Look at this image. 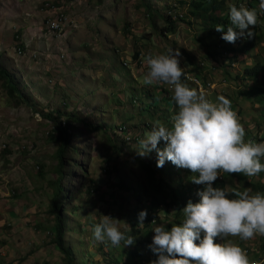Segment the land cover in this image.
<instances>
[{"label":"rangeland","instance_id":"rangeland-1","mask_svg":"<svg viewBox=\"0 0 264 264\" xmlns=\"http://www.w3.org/2000/svg\"><path fill=\"white\" fill-rule=\"evenodd\" d=\"M176 1L184 17L176 21L174 32L166 33L164 28L170 25L164 11L174 0H0V65L16 74L34 100L32 106L16 104L0 78V264H65L53 244L55 219L49 212L54 183L60 178V144L52 139L54 123L37 111H59L63 122L71 118L68 126L73 137L64 154L62 181L67 198L62 199L61 208L67 222L65 239L74 250L76 264H115L114 256L124 264L132 259L129 251L135 244L124 247L122 242L117 247L107 238L104 242L93 239V227L103 214L122 220L121 230L123 221L127 222L132 229L128 234L136 230L133 236L152 243L153 220L170 230L171 224L183 219L176 211L184 207L182 196L199 201L196 193L203 186L191 182L189 170L170 161L157 167L155 151L137 155L138 141L154 122L171 126L177 112L173 86L141 82L149 54L179 49L184 73L208 82L210 91L202 92L211 101L216 102L219 95L229 99L245 128V140L259 142L264 132V68L255 78L246 69L257 62L261 63L257 67H264V16L257 24L261 44L254 53L241 56L240 47L221 45L208 21L196 19L190 8L181 6L184 0ZM249 2L251 8H258L254 0ZM144 3L151 5L154 18ZM58 13L66 18L61 34L47 28L48 20ZM216 39L219 47L211 56L206 45ZM252 85L260 89V97L242 96ZM191 88L199 91L195 85ZM171 109H175L172 115ZM91 126L106 132H95ZM114 145L118 150L113 153ZM164 146L161 140L158 147ZM223 177L229 191L251 188L257 192L253 186L257 175L246 176L243 184L220 172L218 180ZM171 190L180 197L175 208L164 205L175 199ZM151 197L162 203L155 212ZM142 210H147V217L141 228L138 214ZM228 239L246 252L250 264H264V235ZM144 250L142 263L157 258L148 246Z\"/></svg>","mask_w":264,"mask_h":264},{"label":"clouds","instance_id":"clouds-1","mask_svg":"<svg viewBox=\"0 0 264 264\" xmlns=\"http://www.w3.org/2000/svg\"><path fill=\"white\" fill-rule=\"evenodd\" d=\"M239 2L227 1V30L224 25L215 26L216 31L223 33L221 38L235 47L242 45L235 43L237 39L254 37L251 29L264 16V0H259L258 8ZM240 50L241 56L246 54ZM145 59L148 70L141 82L148 86L157 82L173 86L172 100L177 112L171 126L160 120L154 122L138 141L137 155L145 157L155 151L157 167L170 161L177 168L189 170L191 182L203 186L196 193L199 201L187 199L186 206L180 209L182 221L171 224L170 230L165 224L152 221L154 235L148 247L157 258L150 264H250L246 252L228 237L248 240L257 233L264 235V193L251 188H234L229 193L225 188L214 187V182L220 178V172L243 173L248 177L264 174V132L257 138L259 142L254 138L245 140V128L229 99L219 95L213 102L203 92L191 88L195 84L184 75L179 49L169 48ZM230 64L229 59L227 65ZM174 111L169 110L170 115ZM122 131L125 133L126 128ZM161 140L165 142L162 149L158 147ZM146 217L147 210L138 214L139 227L144 226ZM121 224L122 220L103 214L93 227V239L104 242L107 238L117 247L122 242L124 247L133 245L136 237L128 234L132 230L130 225L123 221L121 230Z\"/></svg>","mask_w":264,"mask_h":264},{"label":"trees","instance_id":"trees-1","mask_svg":"<svg viewBox=\"0 0 264 264\" xmlns=\"http://www.w3.org/2000/svg\"><path fill=\"white\" fill-rule=\"evenodd\" d=\"M227 1L228 0H195V1H191L188 2V0H184L181 1V4L184 3V5H181L185 8L188 7V9L190 8L191 10V14L193 16L196 17V19L198 18H203L205 21H208L210 26L209 29H211V33L212 35H215L219 40V43L222 45L223 44H232L229 42H226L225 40H223L221 38V36L223 35V33L216 31L215 26L216 25H224L225 28L224 30H227V26L230 24V20H229V13H228V8H227ZM253 1V0H252ZM254 2H256V5H259V0H254ZM240 3H244L245 5L251 6V2H249V0H247L246 2H244L243 0H240ZM144 7L148 13V15H152V18H154L153 15H156V13L153 12V9L151 7L150 4L144 3ZM184 9V8H183ZM223 11H225L224 13H222ZM164 13L167 15L168 18V23H169V27L168 28H164V31L166 33L168 32H174L175 31V23H177L176 21L182 20L183 19V15L180 13V4L177 3L176 0H174V2L172 4H169L167 6V10L164 11ZM216 13H218L216 15ZM261 18H263V16H261L259 18V22L261 21ZM258 22V23H259ZM259 27H257V25L251 29V31H253L254 33V37L252 38H248L247 36L239 38L235 41L242 44L240 46V48L242 49V51L244 53H254L255 48L257 47V45H259V41H258V33H259ZM209 49V55L211 56H216L214 55V52L217 51V48L219 47L218 45V41L216 39L215 43L213 44H209L206 45ZM212 48V51H210V49ZM23 49L24 46L23 44H20V48L19 51L21 50L23 53ZM231 51H233V48H230ZM64 56V55H63ZM137 57V55L135 56ZM122 62V61H121ZM259 62L256 63L255 68L253 69H248L246 70V73H248L251 77L255 78L256 74H258L260 71L263 70L264 67H257L259 66ZM125 66H127L125 64ZM205 66L202 63L201 66H199V69H204ZM185 75V73H184ZM0 78L1 80H3V87L6 89V92L8 94V96L13 99L15 101L16 104L18 105H26V106H32L33 105V98L29 95L26 94L25 92V88L22 85V82L20 80H18L17 76L15 73L10 72V70H8V68H5L3 66L0 65ZM182 79H184V77H182ZM253 86V85H252ZM95 92V91H94ZM260 89L257 87H249L247 90L241 92L242 96H246V97H260ZM52 110V111H51ZM49 110L46 114L45 113H41L40 111H37L39 114H41L43 117H45L46 119H48L49 121H52L54 123V131L56 132L55 136H52L53 141L57 142L60 144L59 150H58V157H59V164L60 167L58 169L60 178L54 183L55 184V192H54V197L51 201V206H50V214L54 216L55 219V224L51 227V232L54 233V239H53V244L55 246V248L57 250L60 251V253L63 255V259L65 264H76L75 261V254H74V250L71 246L68 245V243L66 242L65 239V235H66V225L67 222L64 221V219L62 218V209L61 208V201L62 199H66V193H65V188L62 185V181H63V167H64V154L66 152V149L68 147V145L71 143L72 140V132L69 129L68 126V119L64 120L63 122V117L64 114L60 113L59 111L57 112H53V109ZM58 119V122H56ZM80 121L79 119H74V122H78ZM68 126V127H67ZM92 129L95 130V132H106V130H104V128H100L99 126H95L92 127ZM113 153L114 151L118 150L117 146L114 145L113 146ZM261 163L264 164V158H261ZM264 172V171H262ZM228 176H231L232 180H237L240 184H243L246 176L243 173L240 174H230L227 173ZM264 177V174L259 175V173L257 174V178H256V183L253 184V186L255 188H257V191L264 193V183L262 182V180H259L261 177ZM253 178V177H250ZM170 179L173 183H176V179L174 178V175L170 176ZM231 180V181H232ZM163 181V180H162ZM232 182L235 185V183ZM181 186V183H180ZM179 186V187H180ZM218 186L221 188H225L226 190H228V185H227V181L224 178V180H217L216 182H214V187ZM179 187H175L173 186L174 189H179ZM157 191H161L160 189H157ZM173 190H171L169 193L173 194V197L175 199H172L171 202H165L164 205L169 204L171 208H175L174 206H176V199H180L179 196L176 195V192H172ZM229 191V190H228ZM232 191V190H231ZM231 191H229V193H231ZM157 197H155L156 199ZM154 202V204H153ZM151 203L153 204V206L151 207V210H153V212L157 211L160 206H161V202L159 201H155L154 199H152L151 197ZM184 207L187 204V201L184 199V196H182V203H181ZM181 209V208H180ZM179 210L177 211V216L180 217L181 215H183ZM147 222H150V217L146 219ZM147 227V225H146ZM136 230H133V233H131L130 235H134V232ZM137 232H140V230H138ZM135 246L134 248L131 249V251H129V254L131 255L132 259L130 260V262H132L131 264H145L142 263L143 261H139V259H144L145 258V250L144 247L149 246L151 244V241L139 236L135 239ZM138 246H141L142 249H139ZM142 250V251H141ZM151 251V250H150ZM263 251H264V245H263ZM115 258H112V260L114 261L115 264H124L121 262L120 258L121 257H117L114 256ZM130 262H126V264H130Z\"/></svg>","mask_w":264,"mask_h":264},{"label":"built area","instance_id":"built-area-1","mask_svg":"<svg viewBox=\"0 0 264 264\" xmlns=\"http://www.w3.org/2000/svg\"><path fill=\"white\" fill-rule=\"evenodd\" d=\"M57 17L55 19H50L48 20L47 22V28L50 32H53V33H58V34H61V32L63 31V26H64V23H65V16L64 14L62 13H58L56 14ZM19 54H22V51L20 50L19 51ZM186 77L192 82L195 84V86H197V88L199 89V91H205V89L209 90L210 91V85L207 84V85H204L201 81H199L198 79H191L189 78V76L186 75ZM196 82V83H195ZM38 116V114H37Z\"/></svg>","mask_w":264,"mask_h":264}]
</instances>
